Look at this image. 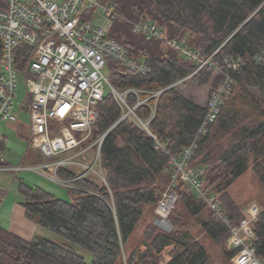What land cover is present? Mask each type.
<instances>
[{"label":"trees","instance_id":"obj_1","mask_svg":"<svg viewBox=\"0 0 264 264\" xmlns=\"http://www.w3.org/2000/svg\"><path fill=\"white\" fill-rule=\"evenodd\" d=\"M113 2L115 10L131 20L155 22L172 39L186 37L189 45L208 59L197 69V62L184 58L174 48L146 40L134 33L127 22L113 19L109 36L124 44L131 56L145 57L151 71L145 75L115 73L110 82L119 89H164L149 129L164 142L168 153H179L191 143L205 114L204 106L186 97L178 85L190 81L210 88L222 78L219 70L229 69L226 59L241 60L232 72L233 83L217 117L196 141L189 161V167L204 169L205 189L217 195L227 218L237 224L245 213L229 188L248 170L264 183V61L258 59L264 57V0ZM0 6L5 9L6 0H0ZM126 101L134 105L137 95L128 93ZM150 104H154V99L136 106V114L147 118ZM96 110L89 138L93 143L105 133L100 146L104 179L80 176L65 164L59 165L56 175L70 181V201L57 198L40 186L20 179L18 182L25 217L36 219L49 231L87 250L92 259L86 261L70 246L48 238L26 239L0 226V264H160L162 252L169 246L170 258L164 264H210L208 250L190 223L198 226L209 240L221 244L230 262L234 251L225 246L228 227L212 216L205 200L181 179L172 186L177 195L168 215L172 229L162 230L149 219L137 235L146 209L154 212L170 182L168 154L155 148L151 133L130 118L121 119L122 109L112 95H106ZM92 147L96 150V144ZM253 232L255 255L264 264V205L254 221ZM143 238L153 248L152 253L140 254L145 249Z\"/></svg>","mask_w":264,"mask_h":264},{"label":"built area","instance_id":"obj_2","mask_svg":"<svg viewBox=\"0 0 264 264\" xmlns=\"http://www.w3.org/2000/svg\"><path fill=\"white\" fill-rule=\"evenodd\" d=\"M6 2L5 9L0 6V123L16 119L14 98L19 77H23L28 95L24 105L31 118L30 146L38 148L49 158L77 148L90 136L98 114L96 107L106 95H112L120 105L121 119L130 118L142 130L151 133L149 123L157 99L164 89H119L111 84L110 76L115 73L145 75L151 71L145 57L131 56L124 44L109 36L113 19L120 18L127 22L134 33L141 34L146 40H157L174 48L184 58L197 62V69L208 62L197 49L189 45L186 37L169 38L164 28L155 22L131 20L121 15L115 10L113 0ZM258 59L264 61L263 56ZM226 60L231 70H219L222 78L208 89L204 118L189 145L179 153H168L164 142L151 133L155 148L168 154L171 169L170 182L155 206L158 218L156 224L165 231L171 229L167 218L177 198L172 186L177 179H181L191 191L205 200L212 216L228 227L226 247L234 251L232 263L263 264L256 257L253 244V224L263 206L255 202L248 204L244 209L245 217L237 224H232L216 195L205 190L203 168L189 167L196 141L217 117L233 83L232 72L241 63L240 59ZM130 92L137 95L134 105L126 101ZM149 99H154V104L150 105V115L141 118L136 114L135 107L147 104ZM77 132L86 134L78 139L75 136ZM102 141L103 137L100 136L92 143L96 144L95 163L99 167ZM72 162V157H67L54 159L50 165L47 164L53 168L57 178L53 180L69 185V180L56 175V168ZM35 169L40 172L41 168Z\"/></svg>","mask_w":264,"mask_h":264},{"label":"rangeland","instance_id":"obj_3","mask_svg":"<svg viewBox=\"0 0 264 264\" xmlns=\"http://www.w3.org/2000/svg\"><path fill=\"white\" fill-rule=\"evenodd\" d=\"M100 22H102V16ZM178 89L186 97L191 98L196 103L203 106L205 105L208 96V89H209L208 85L199 86L193 82L187 81L185 83L178 85ZM27 99H28V95L26 92L23 77H19L16 96L14 98L13 109H16L20 105L26 104ZM24 111H25L26 119H29L28 116L30 115V113L28 108L26 107ZM85 134H86L85 132H77L75 133V136L78 139H81ZM9 141H11V144L8 145L6 142L2 152H3V157L13 162V164L22 167V170L13 171L15 172L16 179L23 180L24 182L30 184L31 186H40L44 188L46 191L52 193L57 198L70 201L72 199V195L68 192L67 186L65 184L58 182L57 180H53L57 178L54 174L52 167L49 168L40 167L41 169L39 172L36 169H30L31 165H29L30 164L29 160L32 161L34 160L35 162L43 161L46 165L47 164L50 165L53 159L61 160L67 157H72L73 162L65 163V165L67 166V168L73 170L76 174H85L93 179H97L100 174V167L97 163H95L96 150L92 147V143L90 142L89 137H87V139L82 141L79 147L61 153L52 158L43 155L38 148L31 147L30 142L26 136L15 134L13 135V137L9 139ZM27 149L29 151V154L25 157V161L21 162L22 156L25 154ZM203 179H204V175H203ZM229 191L243 210L246 208L248 204L252 202L257 203L260 206L264 205V183H261L251 170H248L244 175L238 178V180L235 181L232 184V186L229 188ZM17 200L22 201V196L20 194H18ZM156 218L157 215L155 213V209L154 212L152 211L151 208L149 210L146 209L145 214L143 215L142 219L140 220L137 226V231H136L137 235L138 236L140 235L143 225L147 220L151 219L153 220L154 224L157 225L155 223ZM167 220L170 223L172 229L173 226L170 220L168 218ZM31 221L34 222L35 224H33L32 229H29L30 239H35L37 236H42L50 239L51 241L59 245L70 246L76 253L83 256L86 259V261H90L92 259V255L87 250H84L81 247L68 242L63 237L49 231L45 227L41 226L36 219ZM190 224H192L191 226L189 225L191 230L194 232V234L199 238L201 243L208 250V253L210 255V264H233L231 260L229 262L226 252L221 244L212 242L205 236L204 232L201 231V229H199L198 226H196L193 223ZM171 249H172L171 246H169L165 248L166 251L162 252V256L160 260L161 264L163 263L162 262L163 260L167 261L170 258L169 252Z\"/></svg>","mask_w":264,"mask_h":264},{"label":"crops","instance_id":"obj_4","mask_svg":"<svg viewBox=\"0 0 264 264\" xmlns=\"http://www.w3.org/2000/svg\"><path fill=\"white\" fill-rule=\"evenodd\" d=\"M25 105H20L16 109H13L16 119L12 122H1L0 123V141L3 142V148L0 150V226L9 229L10 231L26 238L30 239L29 229L33 228L34 222L29 221L23 212L21 206V200H17L18 192V182L16 179L15 170H22L19 165L13 164L5 157H3V149L5 143L11 144L9 139L13 135L26 136L30 142V125L31 118L26 119L25 115ZM79 147V146H78ZM29 154L28 149L22 156L21 162L25 161V157ZM30 161V169H35L37 167L49 168L43 161L35 162ZM33 162V163H32ZM44 166V167H43ZM18 180V181H17Z\"/></svg>","mask_w":264,"mask_h":264},{"label":"water","instance_id":"obj_5","mask_svg":"<svg viewBox=\"0 0 264 264\" xmlns=\"http://www.w3.org/2000/svg\"><path fill=\"white\" fill-rule=\"evenodd\" d=\"M182 80L183 79H181V80L173 83L172 85H175V84L181 82ZM172 85H170V86H172ZM104 136H105V133L101 137H104ZM99 154H100V149H99ZM100 177L102 179H104L103 176H102V174H100ZM157 221H158V218L155 219V223H157ZM142 242L144 244L145 249L143 251H141L140 254L143 255V254H146L147 252L152 253L153 252V248L151 247V245L149 244V242L145 238L142 239ZM163 251H166V250L164 249ZM162 262H163L162 264L166 263V261H164V260ZM160 264H161V262H160Z\"/></svg>","mask_w":264,"mask_h":264},{"label":"bare ground","instance_id":"obj_6","mask_svg":"<svg viewBox=\"0 0 264 264\" xmlns=\"http://www.w3.org/2000/svg\"><path fill=\"white\" fill-rule=\"evenodd\" d=\"M139 88H141V87H139ZM134 95V94H133ZM151 105V104H150ZM140 106V105H139Z\"/></svg>","mask_w":264,"mask_h":264}]
</instances>
